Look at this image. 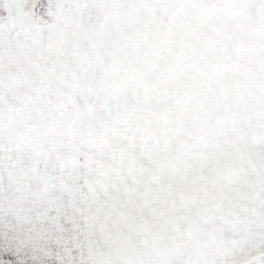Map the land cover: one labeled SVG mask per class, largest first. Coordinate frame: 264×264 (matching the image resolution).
<instances>
[{
    "label": "snow or ice",
    "instance_id": "6c2138e0",
    "mask_svg": "<svg viewBox=\"0 0 264 264\" xmlns=\"http://www.w3.org/2000/svg\"><path fill=\"white\" fill-rule=\"evenodd\" d=\"M0 264H264V0H0Z\"/></svg>",
    "mask_w": 264,
    "mask_h": 264
}]
</instances>
